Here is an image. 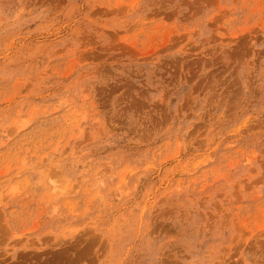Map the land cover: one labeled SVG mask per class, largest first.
<instances>
[{"label":"rangeland","instance_id":"374dc122","mask_svg":"<svg viewBox=\"0 0 264 264\" xmlns=\"http://www.w3.org/2000/svg\"><path fill=\"white\" fill-rule=\"evenodd\" d=\"M0 264H264V0H0Z\"/></svg>","mask_w":264,"mask_h":264}]
</instances>
